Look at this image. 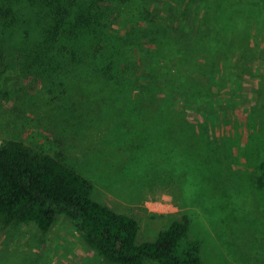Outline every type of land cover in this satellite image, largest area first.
<instances>
[{"label": "rangeland", "instance_id": "obj_1", "mask_svg": "<svg viewBox=\"0 0 264 264\" xmlns=\"http://www.w3.org/2000/svg\"><path fill=\"white\" fill-rule=\"evenodd\" d=\"M99 4L89 23L137 45L139 65L153 55L178 85L85 74L49 51V21L18 2L17 20L0 22V144L43 149L90 180L93 200L138 220V244L186 216L203 264H264V0ZM168 110L185 114L191 144ZM137 111L147 131L131 123ZM0 264L110 263L61 218L45 236L0 226Z\"/></svg>", "mask_w": 264, "mask_h": 264}, {"label": "trees", "instance_id": "obj_2", "mask_svg": "<svg viewBox=\"0 0 264 264\" xmlns=\"http://www.w3.org/2000/svg\"><path fill=\"white\" fill-rule=\"evenodd\" d=\"M18 2L32 12L38 10L37 14L49 21V51L65 52L71 58L70 63L87 65L85 74L118 85L132 77L143 79L147 84L178 85L175 72L153 65V55L139 57L137 54L142 65H146L143 68L135 59L137 45L131 47L135 49L134 54L130 53L124 49V43L130 45L126 39L113 37L104 26L96 29L89 23V20L94 24L97 21L95 14L98 6L103 5L99 4L101 0H90V3L85 0H0V22L17 20L15 5ZM87 33L90 38L85 40L83 37ZM30 56L25 57L32 67ZM159 109L153 106L155 114L161 111ZM167 112L173 118L172 132L178 137L183 134L181 141L191 144L192 134L188 130L190 125L184 120L185 114ZM148 121L149 118L137 111L131 123L147 131ZM259 170L264 175V162ZM92 190L90 180L45 150L16 140L0 144V226L32 225L45 236L63 218L90 249L110 264H144L147 261L203 264L199 243L187 241L189 220L186 216L167 217L165 226L153 240L138 244V220L96 202L91 196Z\"/></svg>", "mask_w": 264, "mask_h": 264}]
</instances>
